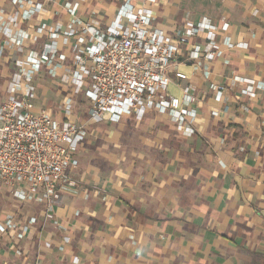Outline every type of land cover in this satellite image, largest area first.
Masks as SVG:
<instances>
[{"label":"crops","instance_id":"crops-1","mask_svg":"<svg viewBox=\"0 0 264 264\" xmlns=\"http://www.w3.org/2000/svg\"><path fill=\"white\" fill-rule=\"evenodd\" d=\"M30 1L44 2L42 20L52 23L71 22L63 5L79 0ZM124 1H81L79 17L85 22L112 18ZM171 1L160 0L155 6L159 25L176 28L188 18L197 21L202 16L218 25L226 20L232 44H247L224 48L230 61L220 57L216 74L230 72L226 105L239 114L252 113V124L244 128L224 116L212 118L211 106L200 104L209 90L206 80L191 91L197 99L192 106L199 113L196 135L181 134L167 115L128 117L135 126L144 124L148 129L141 145L130 148L123 141L131 138L122 132L128 118L91 124L77 154L80 164L72 173L88 182L92 191L104 190L106 198L87 197L81 190L65 193L55 207L54 219L47 222L42 207H28L27 214L37 217L32 229L37 237L25 239L22 254H17L0 236V264H263L264 148L258 130L264 131V89H257L260 97L251 102L240 101L232 78L264 83V0ZM133 3L143 5V0ZM0 10L14 14L17 8L3 0ZM194 67L189 63L180 69L191 76ZM58 80L61 101L67 86ZM196 80H183L180 85ZM39 85L42 94L45 85ZM178 90L182 96V89ZM207 99L216 104L211 94ZM54 104L40 98L34 103L36 109ZM104 125H113L114 131L102 137ZM226 126L232 129L220 130ZM103 146L115 150L107 152ZM11 210H0V214ZM66 233L71 237L68 244Z\"/></svg>","mask_w":264,"mask_h":264},{"label":"built area","instance_id":"built-area-1","mask_svg":"<svg viewBox=\"0 0 264 264\" xmlns=\"http://www.w3.org/2000/svg\"><path fill=\"white\" fill-rule=\"evenodd\" d=\"M10 1L16 13L0 10V182L12 190L17 204L0 214V236L17 254H22L25 239L37 237L32 232L37 217L29 216L23 205L42 207L47 222L54 219L65 193L81 190L87 197L106 198L104 190L92 191L88 182L72 173L80 164L77 154L91 124H114L128 117L142 120L158 113L167 115L184 136L196 135L199 113L192 106L197 99L191 91L202 80L210 85L200 104L211 106L212 118L224 116L244 128L252 124V113L239 114L226 105L230 72L216 74L220 57L230 61L224 48L247 45L232 44L226 20L218 25L202 16L170 28L158 23L155 6L160 0H143L138 6L125 0L112 18L85 22L79 17L84 0H79L63 5L71 22L48 23L42 20L44 2ZM189 63L195 66L191 76L180 69ZM45 76L60 78L67 91L59 103L36 109L38 81ZM189 79L197 80L180 85ZM232 80L240 101L251 102L260 97L256 90L264 89V83L250 78ZM173 83L182 89V96L169 92ZM80 96L87 102L84 113L79 109ZM258 131L264 148V131ZM64 241L70 243L68 233Z\"/></svg>","mask_w":264,"mask_h":264},{"label":"rangeland","instance_id":"rangeland-1","mask_svg":"<svg viewBox=\"0 0 264 264\" xmlns=\"http://www.w3.org/2000/svg\"><path fill=\"white\" fill-rule=\"evenodd\" d=\"M20 18H21V16H20ZM58 79H54V78L45 76L40 81H38V83H42L45 85V87H44L45 90L43 92L41 91L42 94H39V96H40L39 98L42 101H44V102L45 101H52L54 103L60 102L61 96L58 95V93L60 92V90H58L59 87L56 90V87L58 86V81H59ZM52 89H54V92L52 91ZM169 92L176 95V96H180L178 87L176 86L175 83L170 85ZM79 109L81 111L85 108H82V106L79 105ZM134 122H135L134 120H131L130 118H128L127 120H125L123 130H122L123 133H125L126 135H128L129 138H131L130 142L125 141V139L123 141V143L125 145H127V146L131 145L130 148L132 147V145H135V146L141 145V143L143 142V137L146 134H148L147 126H144V124H142L141 126H137V125L135 126ZM112 128H113V125L101 126V136L104 137L105 135H108L109 132L114 131V129H112ZM98 144L102 146L104 144V142L102 143V141L101 142L98 141ZM103 147L105 148L107 146H103ZM95 148H97V147H95ZM111 148L115 150V148H113V147H110V149H109V146L107 147V149H104V150H108L107 152H109V150H111ZM126 148H125V150H126ZM123 150H124V148H123ZM121 151L117 150L116 152H121ZM92 152H94V151H92ZM16 203L17 202L13 196L12 190L8 186H6L5 184L0 182V210L14 209ZM22 207H24V209L27 210L28 207H30V205H27V206L23 205ZM263 264H264V262H263Z\"/></svg>","mask_w":264,"mask_h":264},{"label":"trees","instance_id":"trees-1","mask_svg":"<svg viewBox=\"0 0 264 264\" xmlns=\"http://www.w3.org/2000/svg\"><path fill=\"white\" fill-rule=\"evenodd\" d=\"M52 91H53V89H52ZM79 105L82 106V108H85L83 110H86V107H87L86 101L84 100V98H82V96H80V98H79Z\"/></svg>","mask_w":264,"mask_h":264}]
</instances>
